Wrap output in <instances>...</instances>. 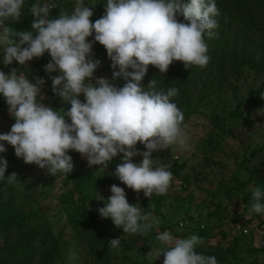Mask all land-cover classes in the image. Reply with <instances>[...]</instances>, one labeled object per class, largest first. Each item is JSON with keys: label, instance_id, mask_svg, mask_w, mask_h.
Instances as JSON below:
<instances>
[{"label": "clouds", "instance_id": "9594fccd", "mask_svg": "<svg viewBox=\"0 0 264 264\" xmlns=\"http://www.w3.org/2000/svg\"><path fill=\"white\" fill-rule=\"evenodd\" d=\"M103 15L94 22L88 0H73L71 10L61 8L53 0H33L28 5L30 30H15L12 22L24 18L27 0H0V64L7 67L44 56L51 57L44 66L51 76L53 92L70 108L55 109L43 100L45 79L28 78L23 71L0 68V95L14 118L10 131L0 133V154L5 143L14 147L15 155L25 163H35L56 176L69 175L73 169L70 150L86 157L88 166L105 171L113 158L120 156L114 172L119 181L144 196L164 195L174 177L167 165L158 164L153 152L188 147L189 136L184 114L175 97L179 89L166 90L155 79L142 83L152 65L165 73L174 61L185 68L207 66L210 57L206 37L215 36L219 15L217 0H104ZM178 17H182L179 20ZM8 22V23H6ZM89 40L88 37L93 36ZM99 42L107 51L113 69L112 79L93 80L101 64L92 58L93 45ZM118 69V70H116ZM122 78L118 87L114 81ZM83 93V101L80 94ZM145 150L137 148V143ZM140 156L139 162L133 158ZM8 160L0 155V180L15 183V172L5 176ZM111 195L98 208L102 218H110L123 229L124 236L109 242L111 248L121 246V239L145 236L156 231L155 246L147 254L150 262L163 254V264H219L215 255L198 252L203 243L198 234L174 236L159 231L160 219L144 212L139 204H130L125 188L113 184ZM253 203L249 214H264V188H251Z\"/></svg>", "mask_w": 264, "mask_h": 264}, {"label": "rangeland", "instance_id": "374dc122", "mask_svg": "<svg viewBox=\"0 0 264 264\" xmlns=\"http://www.w3.org/2000/svg\"><path fill=\"white\" fill-rule=\"evenodd\" d=\"M88 2L93 3L88 6L95 21L103 15L105 2ZM247 2L249 5L217 1L216 19L221 23L214 30L215 36L205 38L210 60L203 68L192 66L190 79L179 82L168 76L158 78L154 66L149 65L142 80L147 85L155 79L157 86L165 90L179 89L174 99L184 114L183 127L189 136L186 149L173 145L153 152L157 163L167 165L174 177L166 194L146 197L143 190L137 193L119 181L112 174L121 162L119 155L103 172L97 170L99 166L89 167L86 157L70 150L73 171L68 176H53L46 168L25 163L15 155L14 147L4 142L7 151L0 155L8 160L5 176L15 172L18 179L15 183L0 180L4 182L0 217L22 215L26 219L24 230L34 228L37 233L34 256L25 260L16 254V259L22 264H41L39 247L45 251L51 241L58 240L62 261L66 262L63 264H149L147 254L157 244L155 230L145 236L121 239V246L116 249L109 245L112 239L125 234L110 218L100 216L98 208L104 206V201L99 196L106 200L111 186L116 184L125 188L130 204H139L144 212L160 219L159 231L168 230L177 237H202L197 251L215 255L219 264H264V214L248 212L253 203L251 188H264V0ZM56 4L52 14L58 16L61 8L71 10L73 0H57ZM92 58L101 61L93 80H111V60L99 42L93 45ZM43 66L40 58L24 65L16 61L7 67L0 64L6 73L12 68L28 72V78L37 76ZM181 66V61H174L169 69L179 70ZM58 74H41L46 81L42 87L43 102L67 110L70 104L52 90L51 76ZM121 80L117 78L114 83ZM80 99L83 101V93ZM8 107L6 101L0 103V133L10 131L15 122ZM137 148L145 150L139 142ZM141 159L134 157L133 162ZM81 205L89 211L93 224L86 225L80 219L77 212ZM17 238L16 232H11L7 240L1 236L0 250L15 249ZM87 239L106 244L107 256L101 261L97 255L86 259ZM163 259L161 254L150 264H163Z\"/></svg>", "mask_w": 264, "mask_h": 264}, {"label": "trees", "instance_id": "16d2710c", "mask_svg": "<svg viewBox=\"0 0 264 264\" xmlns=\"http://www.w3.org/2000/svg\"><path fill=\"white\" fill-rule=\"evenodd\" d=\"M217 1H228L230 3H236L237 1L239 2L238 4L241 5H249L247 2L248 0H217ZM33 2V0H27V4L24 9V18L19 21V22H12L11 26L17 30H30L31 29V14L28 11V5H30ZM57 2V0H56ZM56 2L54 4H56ZM57 5V4H56ZM57 9V7L55 8ZM55 10L52 9L51 15L56 16L52 14ZM94 22V15L90 18ZM179 20H182L180 18ZM8 23V22H6ZM221 22H218V24ZM223 32V30H222ZM93 36L88 37L89 39L93 38ZM229 36L226 35V39H228ZM236 43V42H235ZM262 48L260 45L259 48ZM243 52V51H242ZM241 53V51H240ZM239 53V54H240ZM40 59H43L44 61V66L49 62L51 57L48 55L46 52L44 56L39 57ZM44 66L40 69L39 74L37 76L41 77V74L43 73ZM192 68V67H191ZM191 68H185L184 63L182 62V66L180 67L179 70H168L165 73H160L159 69L154 67V71L156 72V76L161 79H165L164 77H170L175 81L179 82H184V80L190 79V76H188V73ZM96 72V71H95ZM32 80L33 78H29ZM125 81L122 79L119 83L115 82V84L118 87H122L124 85ZM5 101V98L0 95V103ZM58 110V108H55ZM4 182L0 181V195L1 191L3 189V184ZM77 214L79 215L80 219L82 222L86 225L93 224L95 221L91 217L89 211L85 208V206L81 205L78 208ZM26 226V219L22 215H7L4 214V216L0 217V237H4V239H8L9 236L11 235V232L18 233V238L19 243L15 245L14 247L7 249H2L0 250V264H22L19 259H16V254H19L20 256H24V259L28 260L32 256H34V249L33 245L37 236L36 229L31 228L28 230H24ZM104 234L107 236V228H104ZM44 241V239L42 240ZM85 244V254H86V259H91L94 255H97L98 260L101 261L107 256V250L105 247L107 246L106 244H100L99 242H93L89 239L84 241ZM49 247V248H48ZM61 245L56 241H51L50 244H48L47 249L44 251L42 247H39V249L42 251V259H41V264H63L66 263L65 261H62V254H61ZM14 249V252H13ZM58 259V260H57ZM29 264V263H25Z\"/></svg>", "mask_w": 264, "mask_h": 264}]
</instances>
